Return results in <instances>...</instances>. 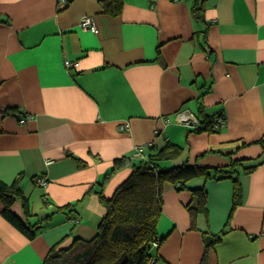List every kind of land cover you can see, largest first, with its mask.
Listing matches in <instances>:
<instances>
[{"label":"crops","instance_id":"crops-1","mask_svg":"<svg viewBox=\"0 0 264 264\" xmlns=\"http://www.w3.org/2000/svg\"><path fill=\"white\" fill-rule=\"evenodd\" d=\"M103 1L0 0V180H19L29 199V216L12 207L21 220L52 214L32 238L0 201V264H43L54 246L94 236L99 192L112 196L132 171L113 172L115 160L169 142L183 147L169 166L244 160L241 195L235 204L231 179L165 184L153 264H200L206 252V264H264V0H206L204 21L196 0H122L116 16ZM221 114L217 132L187 124ZM193 189L207 208L194 217Z\"/></svg>","mask_w":264,"mask_h":264},{"label":"trees","instance_id":"trees-1","mask_svg":"<svg viewBox=\"0 0 264 264\" xmlns=\"http://www.w3.org/2000/svg\"><path fill=\"white\" fill-rule=\"evenodd\" d=\"M206 0H196L192 6L193 17L204 21ZM106 11L113 15L122 12V0H104ZM203 113V110L200 111ZM219 116H224L223 114ZM225 117V116H224ZM215 117H199L191 131L217 132ZM264 147V142L259 141ZM183 147L167 143L164 147L145 155V158L134 159L124 156L114 162L113 172L123 167H131L130 175L116 188L113 195L107 197L99 192V198L105 207L94 236L85 238L76 235L67 246H54L46 256L43 264H150L154 258L153 250L158 248L165 237L159 235L158 224L163 212V191L165 184L173 183L179 189H186L187 183L203 176L220 181L231 179L234 182V201L238 204L241 195L239 165L244 160H232L227 166L208 167L198 162H184L179 165H166V162L178 158ZM81 164H84L80 161ZM258 164L245 166L246 173L252 172ZM110 176V173L107 177ZM197 206L191 207L194 217L199 211H206L205 189H193ZM0 201L4 205V215L29 237H34L52 214L41 218L36 223L21 220L12 211L16 201H21L24 214L29 216L30 203L25 196L19 180L11 184L0 180ZM58 207L56 211L64 210ZM207 245V249L215 242ZM158 242V246H154ZM207 263V252L200 264Z\"/></svg>","mask_w":264,"mask_h":264},{"label":"built area","instance_id":"built-area-1","mask_svg":"<svg viewBox=\"0 0 264 264\" xmlns=\"http://www.w3.org/2000/svg\"><path fill=\"white\" fill-rule=\"evenodd\" d=\"M60 1H61V4H68L69 2H71V0H60ZM81 25L84 28L91 29L94 32H98V28H97V25L95 23V20L91 16H85L84 18H82ZM79 64L80 63L78 61L73 62L69 59H65V66L67 68L79 67ZM22 121L23 122L26 121V118H23ZM214 121H215L216 129H220V128L224 127V125L226 123V118L224 116H215ZM197 122H198V119H194L191 121L188 120L187 124L194 126V124H196ZM150 146H151L150 143L137 145L134 149L132 157H134V158H145L144 150ZM38 182L41 184L47 183V181L44 178H39ZM153 244L155 247L158 246V242H154ZM154 261H155V258H153V260L151 261L150 264H153Z\"/></svg>","mask_w":264,"mask_h":264},{"label":"water","instance_id":"water-1","mask_svg":"<svg viewBox=\"0 0 264 264\" xmlns=\"http://www.w3.org/2000/svg\"><path fill=\"white\" fill-rule=\"evenodd\" d=\"M209 238H210L211 240H213V239H212V236H209Z\"/></svg>","mask_w":264,"mask_h":264},{"label":"rangeland","instance_id":"rangeland-1","mask_svg":"<svg viewBox=\"0 0 264 264\" xmlns=\"http://www.w3.org/2000/svg\"><path fill=\"white\" fill-rule=\"evenodd\" d=\"M181 163V162H180Z\"/></svg>","mask_w":264,"mask_h":264}]
</instances>
